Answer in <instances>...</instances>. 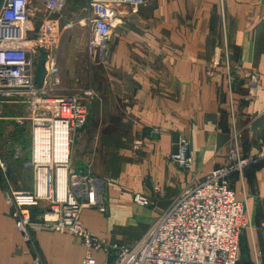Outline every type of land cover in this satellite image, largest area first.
<instances>
[{"label":"crops","instance_id":"crops-1","mask_svg":"<svg viewBox=\"0 0 264 264\" xmlns=\"http://www.w3.org/2000/svg\"><path fill=\"white\" fill-rule=\"evenodd\" d=\"M63 1L57 14L62 42L76 38L74 32L69 35L75 26L87 27L86 2L79 7V0ZM4 3L0 0V15ZM34 7V23L16 34L21 39L34 38L42 22L45 1L34 0ZM224 7L232 60L240 68L233 84L220 49L219 0H146L139 7L114 6L109 41L104 51L92 56L95 105L72 146L73 170L90 172L102 184L105 211L86 208L81 220L103 241L136 244L181 192L229 164L233 149L244 157L258 155L264 139V0H224ZM4 26L0 23V37ZM75 50L67 44L57 54L61 79L76 72L71 67ZM252 74L258 79L254 90ZM7 104V109L27 114L23 103ZM4 120L0 118L7 123ZM180 137L190 143V172L168 161ZM18 148L8 147L0 155L13 188L31 190L32 171ZM229 182L249 221L240 236V264H264V161L231 174ZM139 195L150 204H138ZM37 254L44 264H82L85 248L79 239L51 230L35 233L33 245L25 243L0 175V264H34ZM95 258L98 264H112L102 253Z\"/></svg>","mask_w":264,"mask_h":264},{"label":"built area","instance_id":"built-area-1","mask_svg":"<svg viewBox=\"0 0 264 264\" xmlns=\"http://www.w3.org/2000/svg\"><path fill=\"white\" fill-rule=\"evenodd\" d=\"M44 1L43 19L32 39H21L16 34L24 33L34 23V0H5L0 15V23L5 24V35L0 37V103L8 102L9 98L13 103L16 100L25 103L27 99L36 111L31 118L32 150L28 163L34 179L31 191L13 188L7 175L8 165L0 156L5 199L16 230L25 243L33 245L35 233L51 230L81 241L85 248L82 264H98L96 253L104 254L112 264H240V236L249 221L244 203L237 199L229 176L264 161V139L259 141L260 151L256 157H244L233 149L229 164L214 169L204 181L181 192L148 233L132 246L107 243L84 227L83 210L105 211V198L99 180L90 172H76L72 168L74 132L87 124V102L73 92L61 94L53 90L59 82L56 78L48 81V73L41 87L35 84L37 58L45 54L47 70L52 50L61 39L57 14L64 1ZM145 1L87 0L86 26L91 52L104 51L116 17L115 5L139 7ZM219 4L223 27L220 49L229 84H233V74L240 68L232 60L226 35L224 0H219ZM21 25H26L21 32L13 30ZM10 28L12 30L8 31ZM257 80L256 75H250L252 90ZM168 161L183 171L193 170L194 161L186 138H179ZM156 192L163 196L157 188ZM135 201L144 206L150 204L149 199L140 195ZM34 264H44L38 254Z\"/></svg>","mask_w":264,"mask_h":264},{"label":"rangeland","instance_id":"rangeland-1","mask_svg":"<svg viewBox=\"0 0 264 264\" xmlns=\"http://www.w3.org/2000/svg\"><path fill=\"white\" fill-rule=\"evenodd\" d=\"M85 2H86V12L85 13L88 18L87 0H79L77 4L79 7H81V5H83V3ZM23 26L26 27V25H23ZM23 26L22 25L15 26L16 28H13V30L21 32V30L24 29ZM75 27L76 28L72 30L71 33H69V35L71 36L72 32H74V35L76 38H74L73 40H71V38L70 39L68 38V39L63 40L62 42L63 35H62V28L60 26L61 28V39L60 40L61 41L59 42V45L54 50H52V55L50 58V62L48 63V69L46 70V73H48V81L52 82V80L56 78L59 82L58 86H55L54 88H52L53 90L60 91L62 92L61 94H64L67 92H73L80 99L87 102L88 109H89V116L87 120V123H88L91 117V114H92V110L95 105V101L93 98L96 94V87H95L93 69H94V64H96V61L95 59L94 60L92 59V56L95 51L91 52L90 47H89L88 28L81 27L79 25ZM24 31H27V29H25ZM83 33H86V39H82ZM67 44H70V46H74L76 49L74 53V55H76L74 57L75 62L73 61L71 65L72 69H74L76 72L73 73L72 78H70L72 75L71 73L67 77L61 79L58 76V73L60 75V68L58 67L59 64H58L57 54L62 52L64 49V46L66 47ZM97 51L98 50H96V52ZM98 54H99V51H98ZM39 57L37 58V61ZM61 60L63 61L64 58H61ZM11 99L10 98L7 99L8 102L0 103V118H5L4 121L7 122V123H4L3 121H0V151H8V147H11L12 151H15V149L20 151L18 147H21L23 151L22 152L23 154L21 153L22 159L26 160L24 163L26 164V167H28L31 170V168L28 166L29 159L31 156V150H32V133H33L32 126L33 124H32L31 118L35 115L36 111H34L31 108L29 101H27V99H24L25 103L23 102V100H16V104L23 103L22 108H26L27 110L26 115H25L26 112L24 111L21 114H19L18 112L16 113L14 111V107L11 105L9 107H13V110H11V108L7 109L8 108L7 103H13ZM38 112H40V109L38 110ZM43 114H46V113L43 112ZM79 130L74 132L73 146H75L77 132ZM72 151H73V147H72ZM71 155H72V152H71ZM87 170L91 171L90 169H87ZM32 178H33V172H32ZM33 182H34V179H33ZM33 182H32V185H33ZM31 190L23 189V191H31Z\"/></svg>","mask_w":264,"mask_h":264},{"label":"water","instance_id":"water-1","mask_svg":"<svg viewBox=\"0 0 264 264\" xmlns=\"http://www.w3.org/2000/svg\"><path fill=\"white\" fill-rule=\"evenodd\" d=\"M46 56L41 54L37 64H36V72H35V84L38 87H41L44 83L46 70H45Z\"/></svg>","mask_w":264,"mask_h":264}]
</instances>
